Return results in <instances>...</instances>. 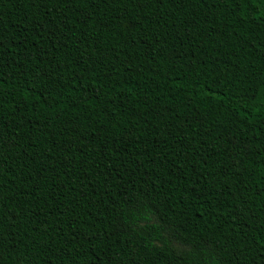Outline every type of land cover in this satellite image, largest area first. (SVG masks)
<instances>
[{"label":"trees","instance_id":"16d2710c","mask_svg":"<svg viewBox=\"0 0 264 264\" xmlns=\"http://www.w3.org/2000/svg\"><path fill=\"white\" fill-rule=\"evenodd\" d=\"M0 264H264V0H0Z\"/></svg>","mask_w":264,"mask_h":264}]
</instances>
